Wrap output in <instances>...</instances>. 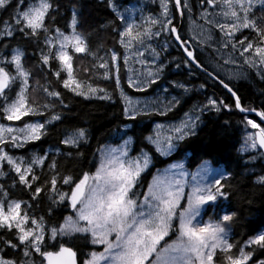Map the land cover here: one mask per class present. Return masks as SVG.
<instances>
[{
    "label": "snow or ice",
    "instance_id": "1",
    "mask_svg": "<svg viewBox=\"0 0 264 264\" xmlns=\"http://www.w3.org/2000/svg\"><path fill=\"white\" fill-rule=\"evenodd\" d=\"M158 3V14L141 17L138 24L135 20L125 21L112 0H108L109 7L124 26L112 29L116 33L115 44L120 47L113 45L99 56L90 48V34L82 31L75 11L65 25L70 32L66 34L55 26L60 14L56 0H27V3L26 0H0V12L8 16L0 21V120L45 117L43 122L25 121L22 126L0 123V180L9 172L14 173L10 183L0 182V264H78L77 251L65 244V238L73 237L102 248L84 253L79 264H249V261L264 264V260H253L256 252L264 250V233L256 234L236 247L235 242H229L234 213H225L216 221L201 219L206 205L227 200L229 195L224 190L226 185L221 182L223 174L215 173L207 164L202 173L191 174L183 170L182 164H173L163 173L154 175L147 190L141 191V174L149 167L151 158L144 150L136 157L130 156V138L124 140L123 145L102 153L94 173L82 171L75 178L59 169L55 156L51 159L47 153L15 156L6 150L39 141L47 135L48 125L63 119L61 112L54 109H68L69 105L64 102L61 91L49 89V74L75 96L85 100H113V94L104 88L77 78L73 67L76 54L92 56V69H103V79L114 80V92L124 104L123 114L129 120L152 112L164 115L181 102L180 97L172 95L168 89L151 99L134 98L126 94L121 84L122 68H127L126 83L130 89L144 92L157 84L166 69L161 53L172 45L182 49L186 59L181 63L204 72L230 93L235 109L241 113L256 112L264 120V105L260 111L242 106L237 92L218 73L214 75L216 69L209 71V65L195 55L190 44L195 41L196 46H211L215 41L216 52L223 64L238 65L242 69L232 78L250 79L254 72L264 80V0H196L195 16L204 23L200 25L201 32L190 37L188 33L194 23V6L190 0H158ZM257 6L259 15L254 12ZM174 20L187 21L188 26L182 30L180 23H174ZM20 40L37 45L40 56L36 67L44 84L34 78L30 84L33 74L31 68L25 67V50L15 46ZM153 41L159 45V50ZM41 44L44 47H40ZM10 45H13L11 55L6 56L4 52ZM222 49H228L227 54ZM51 61L58 65L51 66ZM133 64L141 67L133 68ZM176 66L180 67V64ZM219 67L222 65L218 64ZM169 84L174 89H183L180 95L189 92L184 84L175 80ZM200 87L204 88V85ZM36 91L44 94L43 103H37L31 95ZM229 107L223 100L208 96L194 111L219 112ZM196 120H199L198 115L188 116L171 129L175 135L165 137L163 144L159 139L153 140L152 136L145 139L155 145V151L160 155H169L176 147L174 141H182L193 134ZM245 120L256 130L245 133V145L264 150V127L247 117ZM160 127L162 125H157ZM60 143L67 147L66 157L83 156L80 147L88 143L87 131L76 127ZM257 154L264 157V151ZM189 175L191 180L187 179ZM257 181L264 183V176H258ZM17 185L27 192V200L10 196V189L15 190ZM45 200L49 203L43 215H37L35 211L30 213V209L34 210ZM61 208L71 209V212L55 223H47L46 217L51 218ZM174 229L175 239L161 245ZM51 247L58 250H49ZM245 247L249 250L245 251ZM7 249L18 251L19 259L6 257Z\"/></svg>",
    "mask_w": 264,
    "mask_h": 264
},
{
    "label": "trees",
    "instance_id": "2",
    "mask_svg": "<svg viewBox=\"0 0 264 264\" xmlns=\"http://www.w3.org/2000/svg\"><path fill=\"white\" fill-rule=\"evenodd\" d=\"M136 0H112V3L126 7L130 6ZM195 7L196 0H191ZM15 2V0H13ZM59 4V15L56 17L55 26L65 31L66 34L71 29H66L65 25L70 20L73 11L77 13L81 29L85 34H90L88 43L93 51H97L99 56H103L107 48H116L120 46L115 44L116 33L112 31L114 27L123 28V23L108 5V0H56ZM27 3V0H26ZM174 11V9H173ZM144 12L148 14H158L157 3H147ZM260 14L259 9L255 11ZM8 19V16L0 12V21ZM179 23V20H174ZM2 28V25H0ZM78 29V30H81ZM247 31V30H245ZM183 34V33H182ZM5 50L4 55H11V47ZM15 46H20L25 50L24 63L26 68L32 69V78L39 80L41 84L45 83L44 78L37 69L39 64L40 52L37 45L28 41H17ZM44 47V45H40ZM194 49V48H193ZM47 49L45 48V51ZM122 52V49H120ZM201 61L207 65L204 55L194 49ZM167 60L168 67L164 76L157 84L153 85L144 92H137L127 87L123 68L121 70V84L125 91L134 96H146L153 93L160 83H168L175 80L192 90L188 95L182 96L181 103L167 114L160 115L155 112L148 115H138L135 120H129L123 114L124 104L114 92V80H105L102 77L103 69H92L93 57L86 54H76L73 60L74 74L78 79L87 80L93 86L104 88L110 94H113V100L87 99L75 96L68 90L63 89L55 77L50 74L47 76L49 89L55 88L62 92L64 102L69 105L68 109L57 108L54 111H60L63 119L48 125L47 135L42 136L39 141L26 144L23 148L8 149L13 155L29 157L32 153L43 155L48 154V158L56 157L59 169L63 172L71 173L74 178L79 176L82 171H88L90 174L97 165V153L101 147L106 144H119L123 138H132L131 155L136 157L141 150L148 152L152 157L151 168L142 175L140 190L144 191L152 175L158 168H162L176 161H184L189 171L196 170L205 162L214 167L221 168L226 173L222 183L226 185L225 191L229 194L227 200H218L215 205H208L203 211V219L217 220L225 213H234L231 222V231L229 242H235L236 247L250 237L264 232V183L257 181L258 176H264V159L252 162V155L243 154L241 151L243 141V131L245 117L234 107V99L218 84L214 83L206 74L201 73L194 66H185L181 61L186 59L182 50L172 45V50H167L163 56ZM51 66H57L58 62L51 61ZM180 64V67H175ZM87 69V71H85ZM209 71L212 69L209 67ZM62 75H66L62 73ZM215 75V73H214ZM221 77V76H220ZM223 78V77H221ZM225 79V78H224ZM226 83L237 92L241 98L242 106L262 110L264 105V80H261L253 72L250 79L244 81H229ZM204 85L201 88L200 85ZM170 85V84H169ZM15 94L16 86H13ZM36 98L37 103L44 102V94L40 91L31 93ZM208 96L217 101L223 100L229 104L228 109L214 110L203 113L197 130L190 136L184 138L177 146L176 151L168 158L162 157L155 151L151 143L145 139L153 134V126L156 123L169 122L179 119L182 115L192 112L196 106L204 103ZM44 116H28L20 121H6L3 123H12L23 125L27 122H43ZM259 123L256 117H247ZM76 127H83L87 131L88 143L81 144L80 151L83 156L66 157L64 152L67 147L60 143L68 133ZM121 133V134H120ZM120 134V135H119ZM61 151L57 153V149ZM47 163V161H46ZM5 170L7 166L5 165ZM14 173L0 182H9ZM43 196V193L41 194ZM10 196L17 199H28L27 192L21 190L17 185L15 190L10 189ZM48 201H42L39 207L30 209V213L35 211L37 215H43ZM71 212V209L61 208L59 212L51 218L46 217L49 224L55 223ZM175 229L173 235L175 236ZM67 246H71L77 251L79 261L83 254L93 249L85 239L73 237L65 240ZM233 248V252L236 251ZM256 247V246H252ZM49 250L56 251L58 248L51 247ZM249 248L246 247L245 251ZM6 257H15L19 259V252H13L7 249L4 253ZM264 260V250L254 254L253 260ZM252 264V261H249Z\"/></svg>",
    "mask_w": 264,
    "mask_h": 264
},
{
    "label": "rangeland",
    "instance_id": "3",
    "mask_svg": "<svg viewBox=\"0 0 264 264\" xmlns=\"http://www.w3.org/2000/svg\"><path fill=\"white\" fill-rule=\"evenodd\" d=\"M147 3H157L158 4V9H159V3H158V0H136L135 2H133V4H131L130 6H126V7H120V6H117V5H115V4H113L114 6H116L117 7V9L123 14V16L125 17V21H128V22H131L132 20H135L138 24L139 23H141V17H148L149 15H152V16H155V15H157V14H148V13H145L144 12V8H145V6H146V4ZM190 3H192V1L190 0ZM193 4V3H192ZM171 6V5H170ZM259 9V6H257V8L256 9H254V12L256 11V10H258ZM159 11H160V9H159ZM193 20H194V23L190 26L191 27V29H192V31L191 32H189L188 33V37H190V36H192V35H198L200 32H201V27H200V25H202L204 22L202 21V20H199V19H197L196 18V16H195V7H194V15H193ZM123 23V22H122ZM123 26H124V23H123ZM188 25H187V21H185V26H184V28L183 29H185L186 27H187ZM182 29V30H183ZM215 34H216V36L218 37L219 36V31L218 30H216L215 31ZM237 35H239V34H237ZM188 37H186V38H188ZM153 43V45L154 46H156L157 48H158V50H159V45L158 44H156V42L155 41H153L152 42ZM160 43L162 44L163 43V37H161L160 38ZM191 43H192V47H194V49H196L197 51H199L200 53H202L203 55H204V58H205V60H206V62H207V65H209V67L212 69V71L214 70V69H216L217 71H214V73L215 74H219V76H221V77H223V78H225L226 80H229V81H244V80H247V79H235V78H232L233 77V75H234V73L235 72H238V71H241L242 69H240L239 67H238V65H232V64H227V65H225V64H223V59L221 58V56L220 55H218L217 54V52H216V48L218 47V45L215 43V41H213V42H211V46H209L208 44H204V45H202V46H196V42L195 41H191ZM175 46V45H174ZM167 50H172V46H170ZM122 51H123V49H122ZM222 51L225 53V54H227V52H228V49H222ZM166 52L167 51H165V52H162L161 53V60L166 64V69H165V71L167 70V67H168V62H167V60H164L163 59V56L166 54ZM145 55L147 56V53H145ZM121 63H122V61H121ZM130 64L132 63L131 61L129 62ZM222 65V67H219V68H217V65ZM133 66V68H140L141 66L140 65H138V64H133L132 65ZM175 67H177V66H175ZM179 68H181V67H178V69ZM123 73H124V76H125V81H126V73H127V68H123ZM164 76V74L162 75V77ZM161 77V78H162ZM231 78V79H230ZM161 80V79H160ZM159 80V81H160ZM158 81V82H159ZM186 88H188L189 89V92L187 93V94H184V95H188L190 92H191V88L190 87H188V86H185ZM149 89V88H148ZM163 89H168V91L172 94V95H174V96H179L180 97V100L182 99V96H184V95H180L182 92H183V89H174V88H172L171 87V85H169L168 83H160L159 84V86L157 87V88H155V90L153 91V93L152 94H150V95H146V96H134V95H131V94H129L127 91H125L126 92V94H128V95H130V96H132V97H134V98H139V99H141V100H145V99H151V98H153V97H156V96H158V95H160V93L162 92V90ZM134 90V89H133ZM214 99V98H213ZM165 100H167V94H165ZM206 102V101H205ZM204 102V103H205ZM203 104V103H202ZM202 104H200V105H198V106H196L195 107V109L196 108H198L199 106H201ZM177 106V105H176ZM175 106V107H176ZM175 107H173L172 108V110L175 108ZM208 111H211V110H205V111H203V112H199V111H192V112H188V113H186V114H184V115H182L179 119H177V120H174V121H169V122H159V123H156V124H154V126H153V134L151 135L152 136V138H153V140H156V139H159V141L161 142V144H163V142H164V139H165V137H167V136H174L175 135V133H173L172 131H171V129L172 128H174V127H176V126H178L181 122H183V121H185V120H187V118H188V116H193V117H195V116H199V120H196V122H195V127L193 128V133L197 130V127L199 126V124H200V121H201V117H202V115H203V113H205V112H208ZM168 112H170V111H168ZM168 112H166L165 114H167ZM247 119H249V118H247ZM252 120V119H251ZM254 121V120H253ZM15 122V121H14ZM17 122V121H16ZM255 123H257V124H259L261 127H263L260 123H258V122H256V121H254ZM0 123H3L1 120H0ZM5 124H7V123H5ZM8 124L9 125H15V126H22V125H17V124H12V123H9L8 122ZM157 125H162V127H160V128H157ZM256 130L255 129H252L251 128V126L250 125H247V123H246V120H245V124H244V131H243V141H242V146H241V151H242V153L243 154H246V155H252V157H255V159H253L252 158V162L254 163V162H256V161H258V160H260V159H264V157H262V156H259L257 153H258V151L259 150H257V149H251V148H249V147H247L246 145H245V143H244V135H245V133L246 132H255ZM157 133H158V136H157ZM121 134V133H120ZM119 134V135H120ZM190 136V135H189ZM186 137H188V136H186ZM185 137V138H186ZM130 138V152H131V149H132V138L131 137H125V138H123L122 139V141L119 143V144H106V145H104L103 147H101L100 148V150L98 151V153H97V165H96V168L99 166V160H100V158H101V155H102V153H104V152H106V151H108L109 149H111V148H114V147H118V146H120V145H123V143H124V140H128ZM181 141H174V143L176 144V147L172 150V152H171V154H169V155H161L162 157H164V158H168V157H170L175 151H176V148H177V146H178V144L180 143ZM153 147H154V149H155V145L154 144H151ZM10 149H14V148H10ZM7 151H9L8 149H6ZM10 152V151H9ZM129 152V155L130 156H132L131 155V153ZM148 153V152H147ZM10 154H12V153H10ZM149 154V153H148ZM160 154V153H159ZM13 155V154H12ZM15 156H20V155H15ZM149 156H150V158H151V163H150V165H149V167L141 174V177H142V175H144L150 168H151V166H152V157H151V155L149 154ZM30 157V156H29ZM132 157H134V156H132ZM173 164H182L183 165V170L184 171H186V172H188L189 174H191V173H196V172H203V170H204V167H205V165L207 164V166L210 168V169H212L215 173H222L223 174V178L226 176V173L224 172V170L223 169H221V168H217V167H214L213 165H211L210 163H208V162H205V163H203L202 165H200L196 170H194V171H189L187 168H186V166H185V162L184 161H176V162H173V163H171V164H168V165H166V166H164V167H162V168H158V169H156V171L154 172V174L152 175V177L154 176V175H156L158 172L159 173H163L165 170H167V169H169V168H171V166L173 165ZM7 166V165H6ZM96 168H95V170H96ZM95 170L92 172V173H94L95 172ZM180 169H177V171H179ZM91 173V174H92ZM152 177H151V179L149 180V182L148 183H150L151 182V180H152ZM187 179L188 180H191V175H189L188 177H187ZM148 185V184H147ZM147 185H146V187H145V189H144V191H146L147 190ZM186 191H188V189L186 188ZM143 197H141V199H142ZM181 203L183 204L184 203V201L182 200L181 201ZM217 203V202H216ZM209 205H213V204H209ZM215 205V204H214ZM207 206L208 205H206L203 209H202V215H201V219L202 220H204L203 219V211L207 208ZM221 217V216H220ZM220 219V218H219ZM219 219H217V220H219ZM207 220H209V219H206L205 221H207ZM213 221H216V220H213ZM264 233V232H263ZM173 235V231H171L170 233H169V236H167V237H165V240L164 241H161V245H163L164 243H165V241H167V242H171L173 239H175V236H172ZM229 236H230V233H229ZM65 240H69V239H67V238H65ZM94 248H96L97 250H102V248H100V246H93ZM246 248V247H245Z\"/></svg>",
    "mask_w": 264,
    "mask_h": 264
},
{
    "label": "water",
    "instance_id": "4",
    "mask_svg": "<svg viewBox=\"0 0 264 264\" xmlns=\"http://www.w3.org/2000/svg\"><path fill=\"white\" fill-rule=\"evenodd\" d=\"M179 23H180V25H181V29H183L184 28V24H185V22H181V21H179ZM190 44H191V46H192V43H191V41H190ZM182 50V49H181ZM183 52V51H182ZM194 53H195V51H194ZM186 58V57H185ZM197 70H199V69H197ZM200 71V70H199ZM201 73H204V72H202V71H200ZM205 74V73H204ZM212 80V79H211ZM213 81V80H212ZM214 82V81H213ZM214 83H216V84H218L220 87H222L223 88V86L222 85H220L219 84V82L218 81H216V82H214ZM227 93H228V91L225 89V88H223ZM229 95H230V93H228ZM231 96V95H230ZM233 98V97H232ZM234 99V98H233ZM238 110V109H237ZM239 111V110H238ZM258 111V110H257ZM240 112V111H239ZM241 113V112H240ZM242 115H244V116H246V117H256L257 119H258V121H259V123L264 127V120H261V118L256 114V112H248V113H241ZM259 151H264V150H259ZM67 246V245H66ZM74 250V249H73ZM75 251V250H74ZM77 260H78V264H79V258H78V254H77Z\"/></svg>",
    "mask_w": 264,
    "mask_h": 264
},
{
    "label": "flooded vegetation",
    "instance_id": "5",
    "mask_svg": "<svg viewBox=\"0 0 264 264\" xmlns=\"http://www.w3.org/2000/svg\"><path fill=\"white\" fill-rule=\"evenodd\" d=\"M193 48H194V47H193ZM180 103H181V102H180ZM180 103H179V104H180ZM179 104H178V105H179Z\"/></svg>",
    "mask_w": 264,
    "mask_h": 264
}]
</instances>
